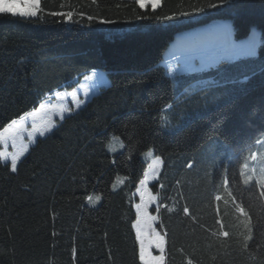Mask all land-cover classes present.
Wrapping results in <instances>:
<instances>
[{
    "label": "trees",
    "instance_id": "1",
    "mask_svg": "<svg viewBox=\"0 0 264 264\" xmlns=\"http://www.w3.org/2000/svg\"><path fill=\"white\" fill-rule=\"evenodd\" d=\"M41 8L32 19L0 16V130L92 71L108 84L15 172L0 160V264H141L134 192L155 158L148 212L163 264H264V178H242L264 140V0ZM68 11L71 22L50 14ZM215 20H229L237 39L254 27L256 55L168 76L162 55L174 35ZM225 79L238 82L209 83ZM89 197L99 204L87 206Z\"/></svg>",
    "mask_w": 264,
    "mask_h": 264
},
{
    "label": "rangeland",
    "instance_id": "2",
    "mask_svg": "<svg viewBox=\"0 0 264 264\" xmlns=\"http://www.w3.org/2000/svg\"><path fill=\"white\" fill-rule=\"evenodd\" d=\"M257 40L258 32L254 27L250 28L247 36L237 39L232 37L229 20H215L175 34L163 51L161 64L164 66L167 75L172 77L179 73L207 68L216 64L220 58L228 60L233 45L245 47L251 43L255 44ZM107 84L108 80L101 71H96V74L90 72L77 79L73 87L60 89L41 101L36 107L21 116L27 117L25 120L21 121L20 117L15 119L16 125L9 126L11 122L7 124L0 130L1 162L8 164L11 170L13 154H18V164L38 139L51 132H45L44 136H40L37 132L30 138L28 133L32 130L33 122L37 126H44L51 121L53 130L58 122L80 110L92 96L99 92L100 88L107 86ZM151 155V151L145 153L146 157ZM5 156H7V160H5ZM160 166V160L158 158L153 159L147 166L144 176L134 192L138 200L137 205H147L145 209L147 216L153 218L145 219L142 213L137 212V205L134 206V224L138 218L141 219L140 226L145 248L155 257H163V252L156 246L157 238L162 240L163 249L164 241L155 231L154 217L148 212L149 208L155 204V197L149 192L148 186L156 179ZM11 172L13 171L11 170ZM242 178L244 182L254 181L256 183L264 178V140L259 144L256 153L243 165ZM96 198L89 199L87 206L96 207L99 204V200ZM134 231L136 233L135 227ZM136 239L139 251L140 244L137 234ZM149 245H151L150 248ZM161 264H163V259Z\"/></svg>",
    "mask_w": 264,
    "mask_h": 264
},
{
    "label": "snow or ice",
    "instance_id": "3",
    "mask_svg": "<svg viewBox=\"0 0 264 264\" xmlns=\"http://www.w3.org/2000/svg\"><path fill=\"white\" fill-rule=\"evenodd\" d=\"M136 4L140 9H147L148 7H151L153 10H155L157 7L162 5V0H136ZM213 7H216V5H213ZM43 9L41 8V0H0V16H12V17H21V18H37L41 11ZM51 15L61 16L64 21L71 22L72 17L75 15L72 11L68 12H52ZM83 15V14H81ZM89 19H92V17H88ZM256 45L254 43H251L245 47H239V46H232V50L230 53V56L228 58V63H232L236 60H239L241 58L245 57H252L256 55ZM249 79L248 76H245L242 81H239L240 83L246 82ZM238 81L234 79H225L222 81H211L213 86L215 87H225L228 84H235ZM186 93L191 92L190 86L185 89ZM27 117H21V121L25 120ZM64 117L62 116V119ZM17 121L12 120L11 124L16 125ZM52 122L49 121L44 126H37L35 122L32 124V130L28 133V136L31 138L33 134L39 133L40 136H44L45 132L52 131ZM7 131V129H5ZM5 160H7V156L4 157ZM17 160H18V154H13L11 158V170L15 172L17 170ZM189 168L192 167V164L189 163ZM89 199H91L89 197ZM99 200V197L96 198ZM216 199H220L219 196L216 197ZM147 208V205H137L136 210L138 213H142V216L145 219H153L152 217L147 216V212L145 209ZM243 213V209L240 210ZM185 212H187V209H185ZM141 219H137L136 223L133 225V227L136 228V234L137 238L139 240L140 244V250H139V258L141 261V264H161V261L163 257H155L151 255V252L148 251L145 248V241L144 237L142 235V228H141ZM150 226V225H149ZM224 236H228V233L225 231L223 233ZM156 246L159 248L161 252H163V245L162 240L160 238H157L156 240ZM151 245H149V248ZM189 264H191V261H189Z\"/></svg>",
    "mask_w": 264,
    "mask_h": 264
},
{
    "label": "bare ground",
    "instance_id": "4",
    "mask_svg": "<svg viewBox=\"0 0 264 264\" xmlns=\"http://www.w3.org/2000/svg\"><path fill=\"white\" fill-rule=\"evenodd\" d=\"M92 72H94L95 74H96V71H92ZM153 160V159H152ZM160 165H161V162H160Z\"/></svg>",
    "mask_w": 264,
    "mask_h": 264
}]
</instances>
